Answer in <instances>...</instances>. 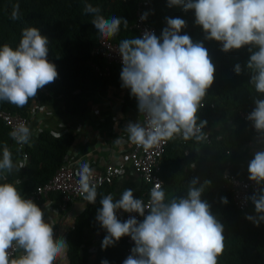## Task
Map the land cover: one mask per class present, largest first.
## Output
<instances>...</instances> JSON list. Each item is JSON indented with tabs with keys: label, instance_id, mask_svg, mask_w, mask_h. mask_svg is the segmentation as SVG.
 <instances>
[{
	"label": "clouds",
	"instance_id": "obj_1",
	"mask_svg": "<svg viewBox=\"0 0 264 264\" xmlns=\"http://www.w3.org/2000/svg\"><path fill=\"white\" fill-rule=\"evenodd\" d=\"M167 6H183L185 12L194 10L195 24L202 27L206 40L221 42L224 52L250 46V56L242 67L237 63V75L250 73L249 83L257 94L254 107L246 119L258 134V143H264V0H167ZM85 12L93 16L91 23L106 39L115 37L123 17L105 18L99 6L85 5ZM148 13L140 19H147ZM12 20H19L20 8L15 5ZM167 27L161 35L145 30L142 37L125 38L119 42L122 61L121 86L130 89L137 100L145 124L129 122L125 127L131 143L149 149L161 142L180 136L183 140L203 142L207 120L198 113L203 100L215 80V65L202 41L194 42L188 34H180L186 27L182 18L166 17ZM49 39L36 26L24 27L18 45L0 46V101L24 107L36 98L38 90L54 82L58 71L49 61ZM18 145L30 144L32 132L20 122L10 132ZM119 143V137L115 140ZM25 166L13 162L7 144L0 152V264H61L68 248L64 236H54L55 220L45 219L44 209L33 199L21 194L17 184L9 182L8 174ZM195 165H193L194 167ZM250 181L257 188L247 197L256 215L246 219L259 226L264 222V149L254 153L247 167ZM88 163L79 168L78 187L84 199L96 203L97 185L92 182ZM199 177L188 184L186 195L170 198L161 182L149 192V202L135 198L134 190L125 189L118 199L104 195L95 219L106 230L101 247L115 245L123 236L134 241L131 254L123 264H218L225 248L224 226L212 213L211 205L202 194L205 185ZM227 204L226 197L221 198ZM137 213L142 220L129 216L125 221L117 211ZM19 255L13 257V252ZM101 264H109L104 259Z\"/></svg>",
	"mask_w": 264,
	"mask_h": 264
},
{
	"label": "trees",
	"instance_id": "obj_2",
	"mask_svg": "<svg viewBox=\"0 0 264 264\" xmlns=\"http://www.w3.org/2000/svg\"><path fill=\"white\" fill-rule=\"evenodd\" d=\"M88 3L99 6L105 18L118 16L128 21L127 27L122 24L120 32L110 38L117 46L122 39L138 37L131 28L136 0H0V46L8 43L15 48L20 41L22 29L36 26L50 41L47 58L55 64L58 71L56 80L39 89L36 98L31 99L24 107L0 101V109L27 117L34 103L57 100L66 114L79 115L85 106V91L103 84L119 85L122 64L110 65L106 76L99 75L91 65L96 63L101 68L103 62L101 58L90 54L99 34L91 23L93 16L84 10ZM17 4L21 18L12 20L11 12ZM166 17L184 19L186 27L180 34H188L194 42L202 41L215 65L214 83L208 89L204 105L198 113L201 120L208 121L205 129L228 119L232 120V126L209 132L206 155L200 159L197 158L198 142L195 140L182 141L179 136L167 140L160 160L162 187L166 197L170 198L173 195H186L188 184L194 177H199L200 183L210 181V184L205 185L202 199L209 202L212 213L224 226L225 248L218 257V264H264V249L261 244L264 222L256 226L246 219L248 215H256L254 204L247 199L246 206L237 209L232 203L230 191L221 179V172L226 168L223 163L226 151L257 134L255 129L239 117V111L253 109V97L259 94L249 83V72L237 75L234 71L237 63L242 67L245 65L250 56V46L224 52L217 41L204 38L202 27L195 24L194 10L185 12L183 6L168 7L167 0H152L149 19L155 26L157 36L167 27ZM71 141L72 136L68 133L53 135L47 130L37 133L34 144L25 147L28 160L22 172L16 176L21 179L17 188L22 195L49 178L60 164L61 156ZM5 144L11 150L13 158L17 154V148L9 136L8 128L0 120V152ZM191 164L195 166L190 168ZM228 170L238 174L233 167H228ZM7 180L14 182L13 177H8ZM107 186L98 188L97 192L109 187ZM222 197L227 198V204L222 203ZM34 202L37 205L41 203ZM98 207V196L95 204L86 200L84 209L74 218L71 228L66 232L64 237L68 241V264H101L104 259L109 264H123L131 254L134 241L131 244L126 241L130 236H123L115 245L104 249L101 244L105 235H102L94 245L93 256H87L88 244L82 239V230L91 223Z\"/></svg>",
	"mask_w": 264,
	"mask_h": 264
},
{
	"label": "crops",
	"instance_id": "obj_3",
	"mask_svg": "<svg viewBox=\"0 0 264 264\" xmlns=\"http://www.w3.org/2000/svg\"><path fill=\"white\" fill-rule=\"evenodd\" d=\"M149 1L152 3V0ZM121 83L119 81V85L103 84L85 91L83 93L85 106L79 115L66 114L62 104L57 100L34 103L27 116V126L31 129L32 138L30 144L26 146L34 144L35 137L40 130H47L53 135L68 133L72 136L71 144L65 152L75 164L88 163L90 166L102 168L105 162L119 158L132 144L128 139V133L124 130L125 127L130 121L141 123L137 111V100L130 95V89L123 88ZM230 126H232V120L228 119L205 130L208 132L213 129L225 130ZM118 137L119 143H116L115 140ZM206 146V143L199 142L197 144L198 159L206 155ZM262 149H264V143H258V134H255L250 140L232 147L225 156V162H229L230 167L237 169L239 175L248 177V163L254 153ZM20 161V152L17 150L13 162ZM22 168L19 171L14 170L8 174L7 178L13 177L14 182L21 180L16 176L22 172ZM108 186V188L97 192L99 201L107 194H112L114 199H118L127 188L134 190L135 197L139 194L143 184L136 172L128 167L117 174ZM50 199L51 203L55 205L58 197L56 194H51ZM40 202L38 206L44 209L45 201ZM85 204L84 198H74L66 204L63 210L45 209V219L47 220L50 216L56 222L54 225L56 238L65 236L71 228L74 218L82 212ZM99 207H101L100 203ZM118 213L121 214L124 211L118 210ZM95 217L96 214L91 223L82 230V239L88 244L86 251L89 258L93 256L96 242L102 235L107 234ZM17 255H19L18 251L15 256ZM61 264H68L66 253Z\"/></svg>",
	"mask_w": 264,
	"mask_h": 264
},
{
	"label": "built area",
	"instance_id": "obj_4",
	"mask_svg": "<svg viewBox=\"0 0 264 264\" xmlns=\"http://www.w3.org/2000/svg\"><path fill=\"white\" fill-rule=\"evenodd\" d=\"M145 12L148 13L147 19L141 20L140 17ZM152 14V3L149 0H136L134 7V19L131 24L138 38L142 37L145 30H150L156 33L155 26L150 22V15ZM217 45L221 48V42L217 41ZM90 54L97 56L102 59L103 66L98 67L96 63H91L94 70L101 76L108 74L109 66L112 64H122L121 57L118 53V46L115 42L110 39H106L97 36L94 46L92 47ZM203 103V102H202ZM204 105V103H203ZM252 110V109H251ZM239 111V117L246 121L251 127L252 122L246 119L247 114L251 111ZM141 124L146 123L147 117L144 114H140L138 108ZM0 120L8 128L9 136L10 132L20 122H24L27 125V117L17 113H11L7 110L0 109ZM253 128V127H252ZM254 129V128H253ZM207 134V139L201 143L209 142V132L204 130ZM11 137V136H10ZM180 137V136H179ZM181 138V137H180ZM12 139V138H11ZM182 141H184L181 138ZM14 146L20 152L21 161L24 163L28 160V154L25 151L26 145H18L13 141ZM166 141L161 142L158 146L144 149L135 144H131L130 148L122 153L119 158L105 162L102 168H96L90 166L92 171V182L97 185V189L108 185L112 182L113 178L121 171L128 167H131L133 171L139 176L143 187L139 194L135 198H141L147 204L149 202L150 189L157 183L161 182L162 179L159 175L160 172V160L164 151ZM187 151H184L186 154ZM228 151H226V156ZM226 157L223 159L225 169L221 172V179L223 185L228 188L231 194V200L237 209H243L247 203V197L250 192H253L257 185L254 181H250L248 177L241 176L228 170L230 167L229 162H225ZM228 163V164H227ZM81 164H75L68 157L67 152L62 154L61 162L53 173L44 182L35 185L25 196L31 198L34 201H45L50 210H63L66 204L74 199L84 196L78 187V172ZM193 168V164L190 165ZM56 194L58 200L56 204L51 203L50 195ZM129 216H135L138 220H142L137 213H121L117 214L118 219L122 222L127 220ZM262 247L264 249V229L261 233ZM128 244L132 243L131 237L126 239ZM16 252H13L15 257Z\"/></svg>",
	"mask_w": 264,
	"mask_h": 264
}]
</instances>
